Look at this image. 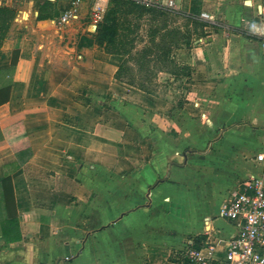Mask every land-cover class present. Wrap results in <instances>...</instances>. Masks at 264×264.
<instances>
[{
  "label": "crops",
  "instance_id": "obj_1",
  "mask_svg": "<svg viewBox=\"0 0 264 264\" xmlns=\"http://www.w3.org/2000/svg\"><path fill=\"white\" fill-rule=\"evenodd\" d=\"M72 2L0 0L13 12L0 33V264H176L190 236L224 259L238 228L220 209L264 134L251 30L264 0H174L217 26L178 49L187 71L162 94L124 78L128 54L96 37L109 0H81L63 23Z\"/></svg>",
  "mask_w": 264,
  "mask_h": 264
},
{
  "label": "rangeland",
  "instance_id": "obj_2",
  "mask_svg": "<svg viewBox=\"0 0 264 264\" xmlns=\"http://www.w3.org/2000/svg\"><path fill=\"white\" fill-rule=\"evenodd\" d=\"M18 9V16H27L23 8ZM129 17L132 18L128 24L129 29L121 30L115 41L116 46L128 54V70L122 71L125 77L121 76L151 92L160 91L162 94L172 90L169 86L170 78L174 74L182 75L187 71V65L181 66V62L185 61L179 59L178 49L191 45L197 38H203L202 26L176 11L155 18L148 15L138 18L134 14ZM259 137L260 145L253 151H244L241 155L245 169L244 178L252 174L264 177V162H258L256 157L264 148V134ZM230 158L236 159L235 156ZM249 173L251 174L248 175Z\"/></svg>",
  "mask_w": 264,
  "mask_h": 264
},
{
  "label": "built area",
  "instance_id": "obj_3",
  "mask_svg": "<svg viewBox=\"0 0 264 264\" xmlns=\"http://www.w3.org/2000/svg\"><path fill=\"white\" fill-rule=\"evenodd\" d=\"M80 1L73 0L72 7L61 18L63 23L77 15ZM132 1L145 6L178 9L174 0H169L165 5L160 0ZM93 16L95 22H100L104 14L100 8H95ZM202 18L208 19V15L203 14ZM251 30L264 49V7L261 21L251 23ZM256 157L258 161L264 162V149ZM220 215L235 222L238 228L227 241L225 258H218L216 242L209 238L190 236L184 248L176 254V264H264V178L251 175L239 182L235 192L221 206Z\"/></svg>",
  "mask_w": 264,
  "mask_h": 264
},
{
  "label": "trees",
  "instance_id": "obj_4",
  "mask_svg": "<svg viewBox=\"0 0 264 264\" xmlns=\"http://www.w3.org/2000/svg\"><path fill=\"white\" fill-rule=\"evenodd\" d=\"M12 13L13 12L8 9H0V18H3V22L0 21V33L6 32L8 17L12 16ZM168 13H175V11L164 6L157 7L140 5L132 0H109L103 19L98 23L96 37L105 41L110 50L124 52L120 47L116 46L115 41L121 30L129 29L128 24L132 20L129 15L134 14V16L138 18H144L148 15L149 17L155 18L165 16ZM179 14L192 18L198 22L203 28V36L206 35V32L204 31L205 26L213 25L194 14L184 12H179ZM40 18H43V15H40ZM16 60L17 55L14 54L13 64L16 63Z\"/></svg>",
  "mask_w": 264,
  "mask_h": 264
}]
</instances>
